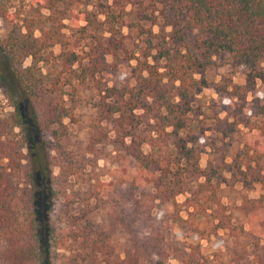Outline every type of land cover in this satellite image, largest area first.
I'll return each mask as SVG.
<instances>
[{"label":"trees","instance_id":"1","mask_svg":"<svg viewBox=\"0 0 264 264\" xmlns=\"http://www.w3.org/2000/svg\"><path fill=\"white\" fill-rule=\"evenodd\" d=\"M0 21V92L13 110L0 111V264H264V0H140L126 24L108 3L0 0ZM222 52L244 73L242 86L213 89L224 116L211 133L246 130L223 163L229 178L200 167L207 138L185 122L194 75ZM78 87L96 100L71 148L65 88ZM241 92L250 99L233 101ZM233 182L260 186L238 207L243 223L216 198Z\"/></svg>","mask_w":264,"mask_h":264},{"label":"rangeland","instance_id":"2","mask_svg":"<svg viewBox=\"0 0 264 264\" xmlns=\"http://www.w3.org/2000/svg\"><path fill=\"white\" fill-rule=\"evenodd\" d=\"M140 0H91L92 5H95L97 2L108 3L113 6L116 13L120 14L123 17V23H128L133 18L136 11L139 9ZM92 9V6L88 7ZM122 32L125 33L126 29L124 26L121 28ZM7 31V27L4 23L0 21V38H2ZM152 33L158 36L159 39L166 35L169 31L168 28H165L163 31H159L157 27L151 28ZM54 54H57L59 49L57 46H54L52 49ZM204 60V68L200 74L194 75L196 79L200 80V84L195 87L193 90V98L190 99L189 109L186 114L185 122L192 133H196L199 138L202 140L205 139V142L208 146L205 147L204 152L200 155L199 165L200 167L206 168L209 165L216 167L218 172L222 173L225 178H229V175L225 172H222L223 163L230 162V156L238 148L241 139L245 138L246 130L242 126H237L241 132H235L233 134L224 135L222 132L211 133L213 129V122L215 118H222L224 113L219 112V103L222 100L214 93V88H222L225 91H229V85L242 86L244 84V73L243 69L238 66L231 56L227 53H219L214 56H208ZM30 59L27 58L23 61V66H29ZM37 68L41 69L42 72L58 71V68L55 64H43L38 63ZM55 69H57L55 71ZM259 98L264 99V85L256 83L255 88ZM224 95V94H223ZM244 98L245 101L250 99L248 94L241 92L240 96L234 97L233 101H241ZM96 100L95 93L87 87H78L76 92L65 88V105L69 109V117L64 120L66 124L67 132V146L74 147L81 145L88 136V126L94 115L93 112V103ZM261 102H264L261 101ZM0 111L1 114L8 117L12 112V108L9 103L4 99L3 95L0 92ZM253 120V118H250ZM15 133H18V130H14ZM202 133V134H201ZM110 135V133H109ZM249 134L246 135L248 139ZM109 142V141H108ZM105 151H112L113 148L111 145H106L102 147ZM144 150H147L146 146H143ZM23 154H26V151L23 150ZM53 155V154H51ZM98 165H103V161L99 160ZM57 173V169L53 168V174ZM76 186H79L81 189L85 187V184L82 181L75 182ZM260 194V186L256 183L252 184L250 189H244L240 183L233 182L230 186H225L223 184L219 185V189L216 193V198L222 206L226 215L231 219L235 224L243 223V218L238 211V207L244 198L254 199L257 198ZM190 196L188 193H184L176 196L175 200L182 204L186 197ZM186 209L184 205L181 208L180 215L183 219H186ZM264 226V222L262 223ZM206 246V242H202ZM116 250L121 249V240H118L115 243ZM207 252L211 253L214 248L211 246L208 248L206 246ZM168 264H178L175 260L170 259Z\"/></svg>","mask_w":264,"mask_h":264}]
</instances>
